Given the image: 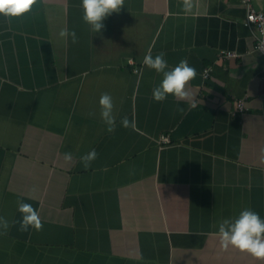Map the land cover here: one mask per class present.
Here are the masks:
<instances>
[{
    "label": "crops",
    "instance_id": "obj_1",
    "mask_svg": "<svg viewBox=\"0 0 264 264\" xmlns=\"http://www.w3.org/2000/svg\"><path fill=\"white\" fill-rule=\"evenodd\" d=\"M82 16V0L0 14V216L10 225L0 264H264L222 249L218 234L246 208L264 219V58L244 4L125 0L100 33ZM149 53L196 68V108L153 100L162 74L142 63ZM103 93L114 132L100 118ZM236 98L248 107L239 115ZM18 201L39 212L42 231H19Z\"/></svg>",
    "mask_w": 264,
    "mask_h": 264
},
{
    "label": "clouds",
    "instance_id": "obj_2",
    "mask_svg": "<svg viewBox=\"0 0 264 264\" xmlns=\"http://www.w3.org/2000/svg\"><path fill=\"white\" fill-rule=\"evenodd\" d=\"M40 0H0V14L11 19L21 17L32 11L33 6ZM125 0H82L83 16L82 19L94 33H100L105 25L104 20L113 13H119L124 7ZM183 7L190 10L192 0H183ZM59 36L71 38L73 44L78 42L75 30L61 29ZM261 51H264L262 49ZM142 63L156 73L162 74L160 84L152 89V98L156 102H164L172 96L177 103L185 102L189 108H196L194 93L190 90L191 81L197 77V70L190 66L187 60H181L175 67H168V62L161 53L153 57L150 53L146 54ZM100 118L107 126L108 132L115 131L114 101L110 94L103 93L99 99ZM183 112V108L177 109ZM124 127L134 126L125 117L121 120ZM262 160H264V149H261ZM97 158L95 149L81 157L83 166L87 169ZM64 160H72L71 153L64 154ZM18 211L21 214L19 231L28 232L34 229L39 232L43 230V223L39 212L30 204L18 201ZM9 221L0 216V230L4 233L9 229ZM219 244L224 250L235 248L241 252H246L253 257L264 260V219L251 208L243 209L237 218L224 219L218 225Z\"/></svg>",
    "mask_w": 264,
    "mask_h": 264
},
{
    "label": "built area",
    "instance_id": "obj_3",
    "mask_svg": "<svg viewBox=\"0 0 264 264\" xmlns=\"http://www.w3.org/2000/svg\"><path fill=\"white\" fill-rule=\"evenodd\" d=\"M241 2L244 4L247 10V16L245 20V25L248 26L255 38V51L262 55L264 58V51H261L264 49V11L258 10L255 8L253 4V0H241ZM226 55L228 57H231L234 55L232 52H227ZM203 77L205 79H208L211 77V68H205L203 72ZM248 109L246 105L245 98H236L234 100V106H233V114L239 115L244 113ZM158 143L160 145L168 144L170 143V136L163 134L158 139Z\"/></svg>",
    "mask_w": 264,
    "mask_h": 264
}]
</instances>
